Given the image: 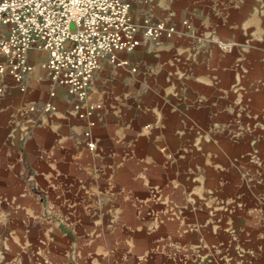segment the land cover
I'll return each mask as SVG.
<instances>
[{
  "label": "crops",
  "instance_id": "crops-1",
  "mask_svg": "<svg viewBox=\"0 0 264 264\" xmlns=\"http://www.w3.org/2000/svg\"><path fill=\"white\" fill-rule=\"evenodd\" d=\"M130 1L176 31L101 58L95 114L50 95L46 51L24 90L0 75V264H246L229 194L240 165L264 179V0Z\"/></svg>",
  "mask_w": 264,
  "mask_h": 264
},
{
  "label": "built area",
  "instance_id": "built-area-1",
  "mask_svg": "<svg viewBox=\"0 0 264 264\" xmlns=\"http://www.w3.org/2000/svg\"><path fill=\"white\" fill-rule=\"evenodd\" d=\"M183 23L190 26L187 20ZM0 29V75H10L24 90V78L35 68L29 51H46L39 65L54 85L50 95L64 87L76 99L80 117L103 108L101 101L90 97L102 57L115 65L130 66L118 53L134 51L141 43L140 35L157 39L176 31L164 20L136 22L130 0H0ZM53 107L47 102L43 109ZM94 124L89 120L87 136ZM87 146L93 150L96 144L89 139Z\"/></svg>",
  "mask_w": 264,
  "mask_h": 264
},
{
  "label": "rangeland",
  "instance_id": "rangeland-1",
  "mask_svg": "<svg viewBox=\"0 0 264 264\" xmlns=\"http://www.w3.org/2000/svg\"><path fill=\"white\" fill-rule=\"evenodd\" d=\"M254 156L259 157L257 152ZM259 176V172L253 167L247 169L246 166L240 165L239 169L234 170V189L229 194L234 196V231L237 252H240L236 254L235 259L246 264H256L250 263L249 260L246 262L245 254L253 250L255 245L264 244V179ZM248 212L251 214L244 218L243 215H248ZM260 264H264V261Z\"/></svg>",
  "mask_w": 264,
  "mask_h": 264
}]
</instances>
